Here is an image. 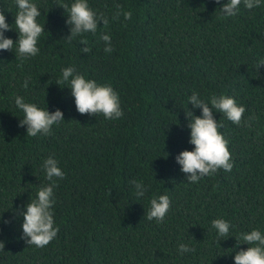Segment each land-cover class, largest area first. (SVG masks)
Wrapping results in <instances>:
<instances>
[{
	"label": "trees",
	"instance_id": "16d2710c",
	"mask_svg": "<svg viewBox=\"0 0 264 264\" xmlns=\"http://www.w3.org/2000/svg\"><path fill=\"white\" fill-rule=\"evenodd\" d=\"M33 2L46 29L39 54L22 60L15 47L0 50V264H235V251L248 247H237L236 238L264 233V65L256 70L264 59V0L252 10L242 2L234 17L221 13L227 0H88L109 20L83 34L90 53L81 52V37L64 39L70 26L58 6L74 0ZM116 5L132 18L113 20ZM0 10L15 28V0H0ZM102 33L111 37V53ZM5 35L16 41L19 34ZM66 67L111 85L123 117L80 114L67 82L55 83ZM193 92L227 95L246 108L241 125L214 113L234 167L198 183H189L176 161L194 149L186 113L202 109L189 104ZM17 96L60 109L65 121L51 135L27 136ZM49 156L65 172L54 190L59 232L38 248L26 243L15 210L48 183L42 165ZM133 180L146 185L144 197H136ZM163 194L171 199L164 222L147 220L150 199ZM217 218L230 222V237H218ZM181 243L194 251L181 254Z\"/></svg>",
	"mask_w": 264,
	"mask_h": 264
},
{
	"label": "clouds",
	"instance_id": "9594fccd",
	"mask_svg": "<svg viewBox=\"0 0 264 264\" xmlns=\"http://www.w3.org/2000/svg\"><path fill=\"white\" fill-rule=\"evenodd\" d=\"M248 10L261 6L262 0H227L220 7L221 13L225 17H234L238 14L241 3ZM18 11L15 15V28L9 25L0 10V50L13 51L16 48V54L19 58L28 59L39 54V39L46 31L45 25L38 21L41 12L33 0H15ZM215 3L221 4V0H215ZM61 7L67 13L66 23L70 26V35L64 37L69 43L77 37H81L80 44L85 45L81 48L82 53H90L88 40L83 38L84 33L97 32L100 22L106 28L109 20L104 13H97L93 10L88 0H74L69 6L61 4ZM117 11L112 19H119L123 14L125 20L132 18L130 11L121 13V5H116ZM15 29L18 32V39L14 41L5 35V32ZM105 42L104 51L111 53L113 51L110 35L101 34L100 37ZM264 65V59L257 64L256 70ZM71 90V95L75 99V106L80 114L91 116L103 115L108 120L120 119L124 112L121 107L120 96L109 84L99 83L94 79H89L85 75L76 71L75 67H66L62 70V76L55 83L62 85L66 83ZM24 88L28 87V80L24 81ZM63 88V87H62ZM15 104L23 112L20 119V127L27 126V136L36 137L38 134L51 135L52 126L61 121H65L64 113L57 109L50 112L47 109L39 107L35 103L26 102L21 96L15 98ZM189 104L193 108L202 109V114L196 116L193 111L186 113L189 120L190 141L194 145L193 150H184L176 156V161L181 165V171L186 174L189 183H198L205 176H212L220 169L230 172L234 163L231 160L229 150V141L224 137L220 129L223 124L214 116V113H222L229 121L236 125H241L246 111L245 106L237 103L236 99L227 95H217L213 93L209 98L202 99L197 92L189 97ZM251 119V118H250ZM250 126L248 122H244ZM43 170L46 174L47 184L38 188L35 199H30L26 205L15 211L23 218L22 231L23 238L28 245H34L38 248L47 246L54 240L59 232V227L54 220V190L58 187V181L65 178V172L59 166V161L54 156H49L43 161ZM135 187L137 198L144 197L147 187L142 181H130ZM171 208V199L163 194L153 196L150 199V207L145 216L149 221L156 220L163 223L167 213ZM2 220V216H0ZM10 223V221H4ZM212 227L217 231L218 237H230V222L223 218L214 219ZM236 238V237H235ZM221 240H218L220 243ZM237 247L247 244V249L240 248L235 251V264H264V233L259 229L241 233L236 238ZM5 249V242L0 241V251ZM178 251L181 254L194 251L187 244H179Z\"/></svg>",
	"mask_w": 264,
	"mask_h": 264
}]
</instances>
